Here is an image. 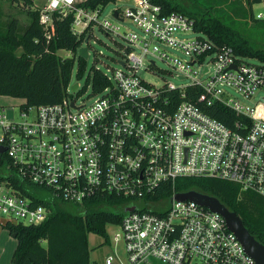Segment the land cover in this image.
Segmentation results:
<instances>
[{
  "label": "built area",
  "instance_id": "built-area-1",
  "mask_svg": "<svg viewBox=\"0 0 264 264\" xmlns=\"http://www.w3.org/2000/svg\"><path fill=\"white\" fill-rule=\"evenodd\" d=\"M81 1L37 5L46 36L54 33L55 20L71 13L70 29L81 38L74 55L80 56L79 47L98 25L126 39L124 57L112 75L101 70L108 83L93 91L90 103H77L68 83L60 101L19 103L18 115L7 113L13 104L0 106V213L8 220L39 223L50 207L34 195L82 203L116 193L126 197L124 212L110 222L115 224L108 232L112 249L103 264H257L222 214L177 198L183 190L174 184L180 176L216 177L264 197V94L253 104L239 98L251 100L264 90V60L216 43L194 28L191 16L162 13L152 0H121L127 5L110 11L118 23L99 19L104 5L90 8ZM251 2L259 6L256 19L264 21V0ZM124 19L144 34L121 32ZM189 31L195 34L182 36ZM156 58L175 77L189 80L148 81L138 69L154 71ZM193 88L199 89V103L188 97ZM212 103L238 116L226 123L206 111ZM169 184L170 191L160 190Z\"/></svg>",
  "mask_w": 264,
  "mask_h": 264
},
{
  "label": "trees",
  "instance_id": "trees-1",
  "mask_svg": "<svg viewBox=\"0 0 264 264\" xmlns=\"http://www.w3.org/2000/svg\"><path fill=\"white\" fill-rule=\"evenodd\" d=\"M27 6L29 21L22 26L15 17L0 18V94L22 98L21 105L57 102L66 93L74 62L73 55H60L58 49L73 54L81 38L70 29L72 14L55 20L54 33L47 37L38 21L33 0H22ZM113 0H83L84 6L101 7ZM161 12L182 11L194 19V28L204 31L220 45H229L235 52L256 56L264 60V44L253 43L243 32L228 22L223 14L214 13L205 0H152ZM251 2V0H249ZM262 23L264 24L263 20ZM80 63L85 58L78 56ZM81 68V65H80ZM93 91L108 83L100 69L93 68L87 76ZM197 90V91H196ZM199 89L188 91V97L199 103ZM206 111L230 123L238 115L230 108L212 103ZM7 159L6 156L1 161ZM0 177H2L0 175ZM176 190H197L217 197L230 210L236 212L255 238L264 244V197L250 189H241L232 181L208 176H180L175 181ZM160 190L166 193L171 186ZM50 212L39 223H22L6 219L2 226L17 243L8 264H99L90 260L88 234H99L108 241L106 224L118 222L123 215L126 197L116 193H102L71 203L62 199L44 200Z\"/></svg>",
  "mask_w": 264,
  "mask_h": 264
},
{
  "label": "rangeland",
  "instance_id": "rangeland-1",
  "mask_svg": "<svg viewBox=\"0 0 264 264\" xmlns=\"http://www.w3.org/2000/svg\"><path fill=\"white\" fill-rule=\"evenodd\" d=\"M44 0H33L31 8H35L37 5L43 3ZM186 5L191 6L188 0H184ZM206 5H210L214 13L223 14L228 22L243 32L253 43L264 44V24L262 21L256 19L255 14L259 10V6L256 3H252L249 0H205ZM127 4L121 0H113L106 3L99 15V19L108 17L110 20L118 23L110 15V11L119 6L124 8ZM27 6L23 4L22 0H0V18L6 19L7 17L15 16L17 17L22 26L28 23L29 18L26 12ZM133 30L140 34H144V30L136 25L129 19H124L120 26V31ZM194 31H189L183 33L182 36H192ZM126 39L116 33L106 34V32L98 25H94L92 28V33H90L88 43H85L88 47V56L85 58L84 63H80L77 54L72 52L58 49L57 52L60 55H73L74 62L71 69L69 87L67 92L76 99L77 103L82 101L90 103L96 97L93 92L90 81H87L88 74L91 73L93 68H99L100 70L106 72L108 75H112V69L119 67L120 63L118 60L123 59V45H125ZM147 56H143V60ZM251 61H255L254 57L249 58ZM81 65V68H80ZM139 73L148 81L155 83L156 85H161L165 81H171L175 84H182L189 80V78L179 79L172 74V71L168 64L156 58L154 71L147 70L144 67H139ZM74 82H78V91L73 92L71 85ZM237 95L236 93H233ZM260 94H264V90H257L253 95L251 100H243L241 96L239 98L247 104H253ZM21 102V98L7 96L6 94H0V105H5L10 107L12 104L13 110L8 114L18 115V105ZM7 219L5 214L0 213V250L7 247V255L11 248V243L9 237H11L6 229L2 226V222ZM115 228V224H106L107 232L111 233ZM88 242L90 247V260H95L99 263H103V259L106 253L111 251L112 247L109 242L104 241V237L90 232L88 236ZM8 258V257H7ZM3 260L0 261V264ZM150 264H163L158 260L151 261Z\"/></svg>",
  "mask_w": 264,
  "mask_h": 264
},
{
  "label": "water",
  "instance_id": "water-1",
  "mask_svg": "<svg viewBox=\"0 0 264 264\" xmlns=\"http://www.w3.org/2000/svg\"><path fill=\"white\" fill-rule=\"evenodd\" d=\"M87 40V38L85 39ZM78 54L84 58L88 56L87 46L83 45L79 47ZM78 87V83L74 82L71 85V89L75 90ZM4 149L0 146V151ZM177 198H190L198 202L199 204L209 207L211 210L217 211L225 219L226 225L232 230L238 239L243 244L245 250L256 260L257 264H264V244L258 241L255 236L249 231L239 215L225 206L217 197L206 193L199 192L197 190H187L176 193ZM133 206L125 207L126 210L133 209Z\"/></svg>",
  "mask_w": 264,
  "mask_h": 264
},
{
  "label": "crops",
  "instance_id": "crops-1",
  "mask_svg": "<svg viewBox=\"0 0 264 264\" xmlns=\"http://www.w3.org/2000/svg\"><path fill=\"white\" fill-rule=\"evenodd\" d=\"M7 96H10V95H7ZM12 97H15V96H12ZM23 101V99L21 98V102ZM21 102H19V103H21ZM0 106H4V107H6L5 105H0ZM7 231V230H6ZM8 232V231H7ZM9 234V233H8ZM10 235V234H9ZM11 236V235H10ZM88 236H89V234H88ZM10 239H9V241L8 242H10L11 243V248H10V250H9V254L7 255V247L6 248H2L1 250H0V261H2L3 260V263L2 264H8V262H9V260H10V256H11V254H12V252H13V250H14V248H15V246H16V243H17V241H16V239L13 237V236H11V237H9ZM108 242V241H107ZM90 248V247H89ZM8 257V258H7ZM99 263V262H98ZM99 264H103V263H99Z\"/></svg>",
  "mask_w": 264,
  "mask_h": 264
}]
</instances>
